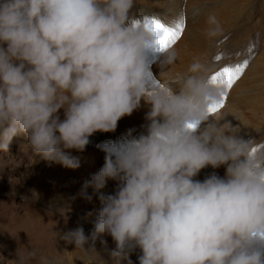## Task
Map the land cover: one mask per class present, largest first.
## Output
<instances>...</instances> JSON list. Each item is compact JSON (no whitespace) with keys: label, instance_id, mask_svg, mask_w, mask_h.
Wrapping results in <instances>:
<instances>
[{"label":"clouds","instance_id":"9594fccd","mask_svg":"<svg viewBox=\"0 0 264 264\" xmlns=\"http://www.w3.org/2000/svg\"><path fill=\"white\" fill-rule=\"evenodd\" d=\"M135 6L0 0V151L23 135L34 157L79 168L65 150L82 152L94 133L115 131L143 99L147 134L100 146L104 164L85 182L97 191L117 182L99 197L93 231L81 226L62 239L83 248L110 235L118 264H132L137 249L138 264H264V148L237 135L231 113L209 112L224 92L212 65L194 58L170 75L171 45L160 51L156 83L146 53L158 46ZM206 23L207 38L221 34L214 14ZM208 166H226L225 176L196 179Z\"/></svg>","mask_w":264,"mask_h":264},{"label":"rangeland","instance_id":"374dc122","mask_svg":"<svg viewBox=\"0 0 264 264\" xmlns=\"http://www.w3.org/2000/svg\"><path fill=\"white\" fill-rule=\"evenodd\" d=\"M137 1L140 9L159 14L174 2ZM216 1L219 0L212 2ZM151 2L160 5L157 7L153 4L154 8L150 9ZM203 2L207 6L213 4L210 0ZM216 5H221L222 8L219 10L218 6V12H215L217 20L219 18L220 25L224 20L226 23H222L224 26L221 25L223 29L220 38L213 41V49L206 63L212 65L214 74L226 66L235 67L248 61L236 90L244 92L245 85L249 83L251 86L264 84V62L259 66L261 69L253 68V62L264 53V0H220ZM221 10L225 12L220 13ZM154 53L158 56L160 51L155 49ZM217 56L220 59H216ZM147 57L149 60L151 55ZM254 73H258V77H254ZM242 83L244 87L240 89ZM262 98L245 100L234 104L233 108L224 103L223 108L218 110L231 113L225 120L236 122L239 132H242L237 135L244 139L253 138L257 149L264 148V96ZM242 110L246 111L243 117L240 114ZM60 118L63 119V110ZM249 118L253 120L252 127L244 123L250 121ZM145 123L147 120L125 116L119 120L115 131H98L90 138L97 141L100 149L98 151L104 152L100 146L105 145L102 143L105 140L120 145L142 134L146 135ZM251 129L254 132L246 136ZM24 137H14L9 152L0 151V264H118L108 255L115 247L110 235L102 234L94 247L89 239L83 248L62 239L65 234L81 226L85 235L90 236L102 206L99 197L108 195V181L99 191L91 186L85 188V182L90 181L98 171L94 170L91 177H85L80 167L76 170L59 167L40 156L34 157ZM94 142L91 139L87 146L97 148ZM102 166L101 163L100 168ZM210 167L208 173H204L210 175L215 172L220 177L225 176L226 166L216 169ZM101 240L107 241V244H102ZM139 254L137 249L130 255L132 264H138ZM122 264H128V261L124 260Z\"/></svg>","mask_w":264,"mask_h":264},{"label":"bare ground","instance_id":"6f19581e","mask_svg":"<svg viewBox=\"0 0 264 264\" xmlns=\"http://www.w3.org/2000/svg\"><path fill=\"white\" fill-rule=\"evenodd\" d=\"M203 1H205V0H174V2L171 1L172 3H170V6L168 8L165 7L166 9L163 12H161L160 14L155 13V12H146L144 9H140V6L138 4H136V6L133 9V12L137 16H140V17L155 16V17L162 18L164 21H167V22H171L173 19L180 17V16L183 17L184 24H185L184 31H183L180 39L173 45L175 50L178 52V59L174 65H172L168 68V73L170 75H175L177 73L186 72L188 66L192 63L194 58H200L202 61L206 62L209 55L211 54V50L213 49V41L214 40L216 41L218 38H220L219 36H217L215 38L209 39L206 37L205 31H204L205 28L207 27V23H206L207 17L211 14L215 15L216 14L215 12H218V8L221 5L220 6L218 5L219 6L218 7L216 5V3L219 2L220 0L216 1V3L214 2L215 4L212 2L213 0H210L213 3L210 6L205 5L206 2L204 3ZM137 2L138 1L136 0V3ZM200 2H202V3H200ZM150 4H151L150 9L154 8L153 4L156 5L157 7H159V5H160L159 3L156 4L153 2H151ZM162 6H164V5H162ZM220 9H222V8L220 7L219 10ZM224 12L222 11L220 13H224ZM223 16H225V15H223ZM218 21H219V18H218ZM222 23H226V21L224 20V22H222ZM222 23H221V25H223ZM223 26H221V27H223ZM154 52H155V49L149 50L147 52V56L151 55V57L149 59V60H152V61H149L150 71L152 73L153 79L158 84L160 82L159 81V73H160L161 69L159 67V58H160L161 53L157 56V55H155ZM262 62H264V53L260 57H258L256 59V61L253 62V64H254L253 68L254 69L259 68V66ZM263 67H264V65H263ZM259 69H261V68H259ZM245 75L247 76V73H245ZM254 77H258V73H254ZM162 80L166 81L167 77H163ZM239 81H241V79H238L237 80L238 83L237 82H236L237 84L234 83V85L231 89H224V91L227 92V96L225 98L224 103L228 104L230 107L233 108L234 104L242 103L245 100L249 101L250 99L252 100L254 98H256V100H260L262 98V96H264L263 95V92H264V90H263L264 84L263 83H261V84L257 83L258 85H252V86L249 83V84L245 85L246 90H244V92H242L240 90H236V88H239L238 87ZM243 87H244V83L241 84L240 89ZM237 93H238V95H237ZM236 107H237V105H236ZM150 109H151V105L142 99L140 107L138 109L134 110L133 113L128 117H130V118L134 117V118H136V119L138 118L140 120L141 119L147 120L146 114L150 111ZM244 113H246L245 110H242L240 112L242 117H243ZM223 122L224 121H221V123H223ZM148 123L149 122L147 120V123H145V124L147 125ZM231 123L234 126H237L236 122H231ZM244 123L248 127L253 126V120H251V119H250V121L247 120ZM250 131L251 132H248V134L246 136H248V135L250 136V134H252L254 132V130H252V129ZM241 133L242 132H239L237 134H241ZM24 138L27 139L26 137H24ZM91 139H93V141H95L94 146L97 148H91L89 146H86L85 150L82 152L74 150V149L73 150H65V151L69 152L72 156L79 158L80 168L83 169L85 177H91V174L93 173L94 170L98 171L100 169L101 163L104 164V158H105V153L98 151L100 149H99V145L97 144V141L93 137L90 138V140ZM102 143L105 145H107V144L114 145L116 147H119L122 145V144H120V145L116 144L115 142H110L108 140H105ZM56 165L59 167H62V165L59 163H56ZM208 167L202 169L200 171L199 175L196 177V179H199V180L205 179L209 175V174H207L208 173ZM204 171H206L207 173H204ZM209 172H211V171L209 170ZM108 183H109L110 188H107L106 191H108V194H112V190H113V193L115 191L117 182L109 180ZM99 205H100V203H99Z\"/></svg>","mask_w":264,"mask_h":264},{"label":"snow or ice","instance_id":"6c2138e0","mask_svg":"<svg viewBox=\"0 0 264 264\" xmlns=\"http://www.w3.org/2000/svg\"><path fill=\"white\" fill-rule=\"evenodd\" d=\"M143 20L155 37L158 51L174 45L180 39L185 27L182 16L173 19L171 22L164 21L162 18L155 16H144ZM216 59H220V57L217 56ZM247 64L248 61H244L243 64L236 65L235 67H224L212 75V82L219 84L223 89H231L234 83L242 76ZM226 96L227 92L224 91L220 101L210 106L209 112L215 113L222 109ZM189 127H193V125H189ZM253 151H256V149L254 148Z\"/></svg>","mask_w":264,"mask_h":264}]
</instances>
